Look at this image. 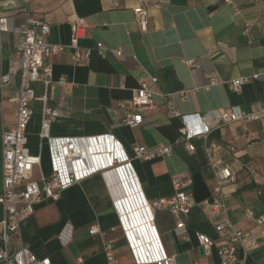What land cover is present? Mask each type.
<instances>
[{
  "label": "crops",
  "instance_id": "0c3cea01",
  "mask_svg": "<svg viewBox=\"0 0 264 264\" xmlns=\"http://www.w3.org/2000/svg\"><path fill=\"white\" fill-rule=\"evenodd\" d=\"M232 2L239 9L238 14L224 0H149L145 32L134 13L138 0L33 1L30 6L34 18L50 25L48 44L69 46L75 36L72 22L83 18L86 27L79 33L78 45L82 50L92 49L89 62L74 64L70 51L54 54L48 60L54 81L49 102L53 114L51 135H112L122 144L132 160L143 197L151 206L156 231L176 264H219L217 248L227 242L216 230L222 216L206 215L199 205L189 215L177 217L154 208L157 200L175 195L173 180L177 177L185 184L182 189L192 192L198 204L216 195L217 182L204 140L194 139L195 151H187L180 140L182 119L171 113L169 102L180 115L233 107L246 113L264 112V0ZM26 8L25 0H0V15L8 19V30L0 32L3 73L20 61L19 35L15 30L25 27ZM100 42L107 47L104 56L96 49ZM189 60L198 67H190ZM239 78H247L248 82L237 93L230 84ZM140 80L151 82L153 106L137 110L132 98ZM19 86L20 80L15 78L0 89V192L2 135L15 125L17 106L12 98ZM40 91L37 86L36 93ZM33 110L27 130L28 148L32 155H41V169L36 168L33 174V179L39 181L41 171L49 174L50 163L48 148L45 144L41 148L39 138L41 104L34 103ZM137 113L143 114V124L131 128L122 123L127 115ZM209 140L217 143L218 158L231 167L236 178L235 182L222 185L227 217L236 229L259 241L257 247L239 249L238 256L245 259V264H264L262 229L247 216V210H252L256 218L264 217V120L229 124L215 130ZM161 144L172 145L170 156L151 161L135 158L134 148L153 150ZM109 175L96 174L64 191L59 200L38 204L22 227L24 243L40 258H50L53 264H107L104 245L111 242L117 264H136L125 235L124 219L115 206L116 197L121 195L120 186ZM123 213L126 216L128 212ZM4 214L0 205V222ZM178 220L187 226L186 238L174 233ZM142 224L135 222L131 227L143 229ZM94 225L99 226L101 234L89 233ZM151 227L152 232H143L144 242L155 235ZM69 233L72 236L66 239ZM197 233L213 240L211 254L199 244ZM62 234L66 244L60 239Z\"/></svg>",
  "mask_w": 264,
  "mask_h": 264
},
{
  "label": "built area",
  "instance_id": "2783aa9c",
  "mask_svg": "<svg viewBox=\"0 0 264 264\" xmlns=\"http://www.w3.org/2000/svg\"><path fill=\"white\" fill-rule=\"evenodd\" d=\"M27 3V22L25 27L17 28L19 35L18 51L20 61L17 66L9 68L8 72L0 71V89L10 85L15 78H19L20 86L12 101L17 106V117L15 125L4 130L2 135L3 147V189L0 192V205L4 208V218L0 222V264H53L48 257L40 258L23 241L22 227L29 217L35 212L38 204L60 199L61 194L72 186L102 173L106 176L115 169L127 166L134 175L135 172L129 156L125 153L122 144L112 135L94 137H55L51 135L53 114L49 106L50 89L53 84V67L49 64V58L60 52L70 51L71 60L74 64L89 62L92 49L82 50L78 45L79 33L85 30L86 20L76 18L72 22L74 38L69 46L50 45L46 37L50 32V25L32 16L31 3L39 1L49 3L52 0H25ZM139 5L134 9L137 23L145 32L148 29L149 0H138ZM228 6H232L238 14L239 9L232 0H224ZM8 30V19L0 15V32ZM96 49L104 56L107 47L98 43ZM122 50L117 51L120 56ZM190 67H198L194 60L187 61ZM66 83L65 79L61 80ZM248 82L247 78L233 80L230 89L234 92H242L243 86ZM151 82L140 80L138 88L133 92V104L137 110L151 108L153 106V92ZM37 86L41 91L36 93ZM39 103L42 107L43 121L39 134L41 148L44 144L48 148L50 172L44 174L41 171L39 181L33 179L34 170L41 169V155L34 156L28 148V126L34 114L33 104ZM123 109L124 105L119 104ZM171 113L180 117L183 127L180 130V140L189 152L195 151L192 143L194 139L200 138L205 142V151L210 159L217 182L216 195L211 200L197 203L194 194L183 190L181 178H174L173 184L175 195L161 198L154 203L157 210L168 211L176 217L189 215L191 209L199 205L206 215H220L222 219L217 222L216 230L227 242L217 248L220 257L219 264H245L244 258H239V249L245 251L247 247H257L258 239L251 238L250 234L236 229L227 217L228 206L222 194V185L226 182H235L236 178L230 166L218 158L219 149L217 143L211 142L209 136L217 129H221L239 121L257 122L264 120V112L246 113L239 107H233L225 111L212 110L204 114L180 115L169 102ZM142 113L127 115L122 123L134 128L143 124ZM135 158L143 161H151L157 158L167 157L172 154L171 144H161L156 149L150 150L143 146L134 148ZM136 177V175H135ZM137 178V177H136ZM141 188V187H140ZM142 191V190H141ZM119 209L118 202L115 201ZM151 208V206H150ZM152 210V209H151ZM121 219L123 218L120 215ZM247 216L253 218L262 229L260 238L264 245V217H255L252 210H247ZM124 223V222H123ZM151 224L156 237L142 244H134L131 240L130 230L125 226L124 231L129 242L130 252L136 264H176L175 257L169 256L156 231L154 217ZM124 227V225H123ZM91 235L101 234L98 225L91 226ZM174 233L178 237L186 238L188 230L186 224L178 220ZM66 234V233H65ZM60 239L64 241V235ZM69 233L65 238H71ZM196 237L201 246L207 249L208 254L214 248L213 240L202 233ZM104 253L107 264H117V256L111 242L104 245ZM194 264H201L196 262Z\"/></svg>",
  "mask_w": 264,
  "mask_h": 264
},
{
  "label": "bare ground",
  "instance_id": "6f19581e",
  "mask_svg": "<svg viewBox=\"0 0 264 264\" xmlns=\"http://www.w3.org/2000/svg\"><path fill=\"white\" fill-rule=\"evenodd\" d=\"M109 176L112 179L113 183L119 184L120 186L119 192L121 193V195L116 197L117 199L116 201L118 202L119 205L118 207L121 211L126 227L128 228V224H127L128 222L131 228L130 230L131 240L133 241L134 244L140 246L139 244H142L144 242L143 241L144 230L147 232L148 231L152 232V227H151L152 213H151L150 205L144 199L140 185L133 171L129 167L124 166L119 169H115L110 173ZM143 199L146 203L143 201ZM123 206H125L126 210H124ZM125 211L128 212L125 214L126 216H124L123 213ZM135 222L136 223L143 222L142 226H144V228L140 229V227L138 226L131 227V225L133 226L135 225ZM154 237H156V234L155 235L153 234V236H151V239L148 238V240L150 241Z\"/></svg>",
  "mask_w": 264,
  "mask_h": 264
}]
</instances>
